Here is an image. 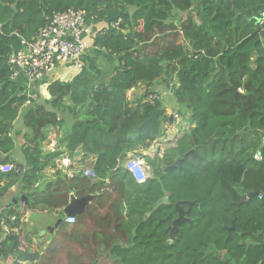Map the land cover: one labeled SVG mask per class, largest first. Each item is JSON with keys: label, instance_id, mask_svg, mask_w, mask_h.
Masks as SVG:
<instances>
[{"label": "trees", "instance_id": "16d2710c", "mask_svg": "<svg viewBox=\"0 0 264 264\" xmlns=\"http://www.w3.org/2000/svg\"><path fill=\"white\" fill-rule=\"evenodd\" d=\"M69 10L86 13L94 30L91 49L115 67L107 81L90 87L88 103L63 139L68 151L95 152V163L70 180L57 173L39 191L56 157L45 155L43 144L50 127L62 126L56 110L72 86L52 82L49 108L20 113L32 99L25 95L24 77L11 79L9 59L55 14ZM182 14L186 18L179 21ZM261 20L264 0H0V202L10 189L8 180L19 182L31 197L30 209L64 208L72 193L94 195L80 218L104 209L115 223L112 243L106 239L92 253L84 243L82 254L73 253L66 263L52 257L48 264H264ZM87 60L88 55L84 65ZM161 85L173 92L192 127L163 158L150 159L143 153L166 137L170 121L161 98L147 101ZM137 89L143 94L132 101L128 94ZM19 122L28 130L23 172L7 157L15 150L12 130ZM133 153L151 167L145 184L125 169ZM179 160L181 168L166 171ZM7 167L11 170L4 172ZM85 170L96 177L83 176ZM253 192L260 194L245 204ZM179 202L195 203L192 224H183L170 242L163 221L177 218ZM10 241L15 255L20 240Z\"/></svg>", "mask_w": 264, "mask_h": 264}, {"label": "crops", "instance_id": "0c3cea01", "mask_svg": "<svg viewBox=\"0 0 264 264\" xmlns=\"http://www.w3.org/2000/svg\"><path fill=\"white\" fill-rule=\"evenodd\" d=\"M98 53L94 49L89 50L88 60L82 71H75L74 68L62 64L40 80L33 81L31 84L26 80L25 95L28 96V93L32 91L36 98L29 100L22 107L20 113L35 106L49 108L51 98L48 88L52 82L59 80L72 86L71 93L65 103L56 110L58 120L62 121V126L50 127L47 140L43 144L45 155L55 153L56 157L46 170V182L42 186H37V188H41L39 191L44 190L50 182H54L57 173L70 180L81 174L85 168H90L96 161L95 152L87 153L82 147L68 151L63 139L70 132L79 109L88 103L90 87L107 81L110 69L115 67L113 61L103 59ZM117 64L118 61L115 62L116 66ZM142 94L143 92L137 89L130 92L128 96L134 101ZM166 97L161 99L164 100V107L169 113L171 107L165 103ZM189 125L192 127L190 122L185 127H189ZM27 131L22 122L14 126L12 134H14L16 147L14 152L7 156L17 165L23 166V171L26 170V165L22 148L25 144L24 136ZM133 156L134 153L129 154L128 159ZM7 183L11 185L10 189L0 202V220L8 218L6 226L0 225V264H43V261H47L48 264V260L52 257H59V260L66 263L73 253L85 251L81 252L80 250L82 247L84 248V243H87V252L92 253V249H98V245L106 243V239L111 243L115 240V223L108 222L104 209L89 215L84 220L80 218L86 214L93 202L86 208L85 213L76 216V224H68L66 223L67 216L64 213L67 206L56 210L45 207L30 209L31 197L24 191L20 183L10 180ZM1 185H5V182ZM24 197L26 200L22 201ZM10 217H15L16 220L10 221ZM59 219L63 222L53 232L47 231V227H53ZM118 235L122 237L120 233ZM9 237L20 240L15 255L12 253L14 241H10Z\"/></svg>", "mask_w": 264, "mask_h": 264}, {"label": "built area", "instance_id": "2783aa9c", "mask_svg": "<svg viewBox=\"0 0 264 264\" xmlns=\"http://www.w3.org/2000/svg\"><path fill=\"white\" fill-rule=\"evenodd\" d=\"M86 16L84 11L75 10L55 14L46 27L40 30L36 38L32 41H22L21 50L9 59L11 79L17 80L24 76L29 83H33L62 64L74 68L75 71H82L84 57L92 48L91 38L93 37V27L87 24ZM115 26L117 24L113 25L114 28ZM156 98L157 95H153L149 101L152 103ZM177 118L180 119L179 116ZM255 158L259 161L262 159L258 155ZM125 168L138 184L147 182L149 175L144 158L128 159ZM10 170L11 168L8 167L3 168L4 172ZM84 176L94 179L96 174L93 170H85ZM10 219L12 222L16 220L15 217H10ZM76 222L75 217L66 219L68 224H76ZM6 224L7 220H0V225L6 226Z\"/></svg>", "mask_w": 264, "mask_h": 264}, {"label": "water", "instance_id": "95a60500", "mask_svg": "<svg viewBox=\"0 0 264 264\" xmlns=\"http://www.w3.org/2000/svg\"><path fill=\"white\" fill-rule=\"evenodd\" d=\"M170 120H173V117L170 118ZM171 121L169 124H171ZM157 152V151H156ZM187 160V156L184 158L183 161ZM182 167V160H179L175 162L173 165L170 167L166 168V171L170 172L173 171L174 169L181 168ZM16 169L20 172L23 171V166L17 165ZM260 193L259 192H253L249 195L248 199L244 202L245 204H250L253 199L258 196ZM94 196L89 195L83 198H77L75 195L70 196L69 204L67 207L64 209V213L67 217H73L77 215H81L85 213L86 208L93 202ZM26 200V198H22V201ZM186 204L188 206V210H185L183 205ZM195 203L193 202H179L176 205V211L178 212V218L170 223L168 219H165L164 222L167 223V228L166 232L169 234L171 241L173 242L175 240V236L178 232H180V227L183 224H192V220L190 219V213L194 207ZM63 221L59 219L57 223L53 227H47V231L53 232L59 224H61ZM234 225V224H233ZM234 228H232L233 230Z\"/></svg>", "mask_w": 264, "mask_h": 264}, {"label": "rangeland", "instance_id": "374dc122", "mask_svg": "<svg viewBox=\"0 0 264 264\" xmlns=\"http://www.w3.org/2000/svg\"><path fill=\"white\" fill-rule=\"evenodd\" d=\"M186 18V14H182L181 15V17H180V19H179V21H183L184 19ZM178 21V22H179ZM150 50V49H149ZM31 84V83H30ZM165 88H164V86H162L161 85V87L158 89V91H159V93H160V98H163L164 96H167L166 98H165V103L167 104V105H169L170 107H171V109H169V113L167 112V114H168V116L171 118V117H173V120L171 121L172 123H173V125H175L174 126V128H172V127H170V125L169 124H167V130L169 131L168 133L170 134V137H172V139H171V142H170V145H171V143H173L176 139H178L179 138V136H180V134L182 133V131H184V130H188L187 128H189L190 127V125H189V127L187 126V127H185V125L187 124V123H189L188 122V119H187V115H186V111H185V109L184 108H182L180 105H178V104H176V101H175V99L173 98V95H172V93H171V90L169 91V94H167V92L164 90ZM129 95V94H128ZM28 96L31 98V99H34V98H36L35 97V95H34V93L32 92V91H30L29 93H28ZM155 101V100H154ZM153 101V102H154ZM152 102V103H153ZM163 102H164V100H163ZM179 113L181 114V116H179ZM177 116H179L180 117V119H178L177 118ZM183 119V121H180V120H182ZM170 128H172V129H170ZM168 133H167V135L166 136H168ZM160 145L159 146H161L160 148H162V147H164V146H169L168 145V143L167 144H165V143H163L162 141H160V143H159ZM172 146V145H171ZM171 146H169V148L171 147ZM155 148H154V150H156V149H158V146L156 147V145L154 146ZM153 149L152 150H150V151H148V152H146V155H148L149 157H152V158H155L156 156H157V154H155V153H153V151H154ZM163 151H164V149H163ZM148 166V165H147ZM148 172H149V175H150V177H151V175H152V173H150V166H148ZM81 252L82 251H84L85 249L82 247L81 249ZM77 255H80V254H82V253H76Z\"/></svg>", "mask_w": 264, "mask_h": 264}, {"label": "clouds", "instance_id": "9594fccd", "mask_svg": "<svg viewBox=\"0 0 264 264\" xmlns=\"http://www.w3.org/2000/svg\"><path fill=\"white\" fill-rule=\"evenodd\" d=\"M261 22H263L264 23V20H261L260 21V29H261V26L263 25H261ZM84 69V68H83ZM154 95H157V98H160L159 96H160V93H159V91H158V89L156 90V94H154ZM153 96V95H152ZM151 97V96H150ZM150 97L147 99V101H149V99H150ZM157 98L155 99V101L157 100ZM154 101V102H155ZM153 102V103H154ZM179 116H181L180 114H179ZM182 117V116H181ZM180 121H183V119L182 120H180ZM170 122V121H169ZM169 124V123H168ZM170 125V127H172V128H174V126L175 125H173V123L171 122V124H169ZM172 128H170V129H172ZM169 131L167 130V132H166V135H167V133H168ZM171 139H172V137H170V134L168 135V136H166L165 138H163L161 141L163 142V143H165V144H169L170 142H171ZM176 141V140H175ZM175 141L172 143V145L175 143ZM160 143V142H159ZM159 143H155L154 145H153V147L151 148V150L153 149L154 150V146L156 145V147L158 146V149H156V150H154L153 151V153H155V154H157V156L155 157V158H163V157H160L159 155H160V153L162 152V149L160 148L161 146H159L160 144ZM150 151V150H149ZM157 151V152H156ZM148 152V151H147ZM143 155L145 156V158H150V159H155V158H152V157H149L148 155H146V152L145 153H143ZM164 156V155H163ZM133 157H136V156H133ZM138 157H140V156H138ZM130 158H132V157H130ZM129 158V159H130ZM141 158H144V157H141ZM144 158V159H145ZM145 161H146V163H147V160L145 159ZM147 165H148V163H147ZM149 166V165H148ZM148 166H147V172H148ZM151 168V167H150ZM126 169V168H125ZM150 173H152V171H151V169H150ZM83 175H84V173H83ZM148 175H149V172H148ZM151 177H150V175H149V178H148V180L150 179ZM147 180V181H148ZM137 183V182H136ZM147 183V182H146ZM73 217H75L76 218V216H73ZM68 218V217H67ZM76 220H77V218H76ZM77 223V222H76Z\"/></svg>", "mask_w": 264, "mask_h": 264}, {"label": "flooded vegetation", "instance_id": "af4514ba", "mask_svg": "<svg viewBox=\"0 0 264 264\" xmlns=\"http://www.w3.org/2000/svg\"><path fill=\"white\" fill-rule=\"evenodd\" d=\"M168 145L171 146L172 143H171V145H170V143H169ZM169 146H164V147L161 148V149H162V152H161L160 155H159L160 157H163V155L166 153V151H168V150L171 148V147L169 148ZM163 149H164V151H163ZM185 210H187V209H185ZM177 218H178V216H177ZM177 218H176V219H177ZM166 219L169 220V218H166ZM176 219H174L172 222H174ZM163 222H164V221H163ZM172 222H171V223H172ZM164 223H165V222H164ZM165 224H167V223H165ZM185 225H186V224H185ZM185 225H184V226H185ZM181 227H182V226H181ZM181 227H180V232H178V233H181V232H182V231H181V229H182ZM176 236H177V234H176ZM176 236H175V240H176ZM169 237H170V236H169ZM175 240H174L173 242H175ZM170 242H172V241H171V238H170Z\"/></svg>", "mask_w": 264, "mask_h": 264}]
</instances>
